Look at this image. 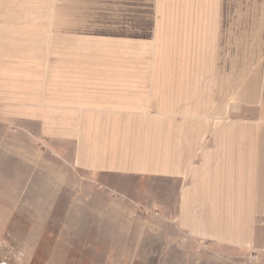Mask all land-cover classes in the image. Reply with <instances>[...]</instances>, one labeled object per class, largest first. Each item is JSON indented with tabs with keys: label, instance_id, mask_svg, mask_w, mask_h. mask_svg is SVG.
<instances>
[{
	"label": "crops",
	"instance_id": "obj_1",
	"mask_svg": "<svg viewBox=\"0 0 264 264\" xmlns=\"http://www.w3.org/2000/svg\"><path fill=\"white\" fill-rule=\"evenodd\" d=\"M31 13L26 3L15 15L27 23L0 25V117L65 146L95 178L173 181L176 219L199 239H250L264 202L255 141L209 119L218 90L207 35L172 34L164 14L150 40L65 35L32 27Z\"/></svg>",
	"mask_w": 264,
	"mask_h": 264
},
{
	"label": "rangeland",
	"instance_id": "obj_2",
	"mask_svg": "<svg viewBox=\"0 0 264 264\" xmlns=\"http://www.w3.org/2000/svg\"><path fill=\"white\" fill-rule=\"evenodd\" d=\"M26 3L29 25L65 35L150 40L163 14L172 34L207 35L218 90L209 119L255 141L256 184L264 185V0H0V25L27 23L15 15ZM64 150L0 117V262L264 264V202L250 239H199L176 219L173 181L95 178Z\"/></svg>",
	"mask_w": 264,
	"mask_h": 264
},
{
	"label": "water",
	"instance_id": "obj_3",
	"mask_svg": "<svg viewBox=\"0 0 264 264\" xmlns=\"http://www.w3.org/2000/svg\"><path fill=\"white\" fill-rule=\"evenodd\" d=\"M0 264H6V263H4V262H0Z\"/></svg>",
	"mask_w": 264,
	"mask_h": 264
}]
</instances>
